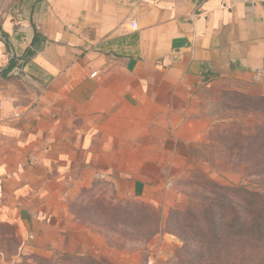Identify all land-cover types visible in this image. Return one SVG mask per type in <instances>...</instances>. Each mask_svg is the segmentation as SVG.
Returning a JSON list of instances; mask_svg holds the SVG:
<instances>
[{"label": "crops", "instance_id": "1", "mask_svg": "<svg viewBox=\"0 0 264 264\" xmlns=\"http://www.w3.org/2000/svg\"><path fill=\"white\" fill-rule=\"evenodd\" d=\"M214 78L264 85V0H0V264L115 261L74 207L101 188L163 205L203 159Z\"/></svg>", "mask_w": 264, "mask_h": 264}, {"label": "rangeland", "instance_id": "2", "mask_svg": "<svg viewBox=\"0 0 264 264\" xmlns=\"http://www.w3.org/2000/svg\"><path fill=\"white\" fill-rule=\"evenodd\" d=\"M203 159L168 184L163 205L118 200L101 188L79 200L74 213L98 235L100 245L138 254L142 264H197L202 261L196 225L201 218L243 217L242 194L220 187L264 192V85L209 79L195 95ZM223 206V207H222ZM15 245V240H12ZM197 250L199 253H197ZM151 258V259H150ZM90 254H60L48 264H115ZM150 261V262H149Z\"/></svg>", "mask_w": 264, "mask_h": 264}, {"label": "trees", "instance_id": "3", "mask_svg": "<svg viewBox=\"0 0 264 264\" xmlns=\"http://www.w3.org/2000/svg\"><path fill=\"white\" fill-rule=\"evenodd\" d=\"M220 189H235L242 194L244 215H213L197 221L195 236L199 250L203 249V259L197 264H264V192L241 186Z\"/></svg>", "mask_w": 264, "mask_h": 264}, {"label": "built area", "instance_id": "4", "mask_svg": "<svg viewBox=\"0 0 264 264\" xmlns=\"http://www.w3.org/2000/svg\"><path fill=\"white\" fill-rule=\"evenodd\" d=\"M133 26H134V25H133ZM93 75H94V74H93ZM93 75H92V76H93Z\"/></svg>", "mask_w": 264, "mask_h": 264}]
</instances>
